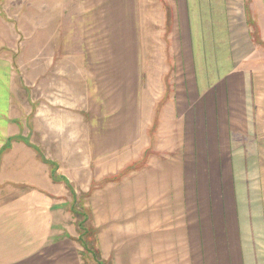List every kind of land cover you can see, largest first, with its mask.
<instances>
[{
	"label": "rangeland",
	"instance_id": "1",
	"mask_svg": "<svg viewBox=\"0 0 264 264\" xmlns=\"http://www.w3.org/2000/svg\"><path fill=\"white\" fill-rule=\"evenodd\" d=\"M100 1L0 0V32L1 23L9 22L20 41L5 45L9 48L0 50V56L9 61L14 56V65H22L25 76H34L45 58L52 60L49 45H65L70 33L78 37L74 32L81 27L79 20L89 28L69 54H79L83 45L90 54L109 48L103 45L94 14ZM66 11L71 14L69 25L63 21ZM261 49L260 65L252 67L260 75L264 74ZM70 59L67 75L77 72V58ZM99 63L105 77L110 60L106 57ZM28 67L31 70L25 73ZM233 73L241 72L237 68ZM85 83L78 96L67 98L68 122L55 131L57 138H47L42 131L36 140L42 151L36 153L23 147L20 154L16 147L10 161L3 163L4 170L6 164L14 171L13 177L0 175L1 186L27 179L17 174L19 153L20 159L29 160L22 159L24 170L19 173L36 171L35 184L43 179L49 183L51 172L54 176L51 241L38 251L43 264H264V114L246 107L237 139L231 134L233 123L229 125L230 145H190L185 155L186 147L179 144L181 130L174 125L172 130L143 129L132 145L112 146L110 153L104 147L105 155L98 153L93 160L87 108L98 95L100 102L102 96L108 97L112 83L95 95L86 76ZM81 107L82 124L75 114ZM253 115L261 122L248 120ZM94 148L98 152L99 147Z\"/></svg>",
	"mask_w": 264,
	"mask_h": 264
},
{
	"label": "crops",
	"instance_id": "2",
	"mask_svg": "<svg viewBox=\"0 0 264 264\" xmlns=\"http://www.w3.org/2000/svg\"><path fill=\"white\" fill-rule=\"evenodd\" d=\"M69 11L63 16L68 25ZM94 14L103 45H110L107 49L90 54L83 45L79 54L68 53L89 28L83 17L85 25L78 19L81 27L74 32L79 38L70 33L65 45L51 42L47 52L52 60L45 58L34 76H25L22 65H14V56L11 61L0 56V175L13 177L14 171L6 164L4 170L3 163L10 161L16 147L20 154L23 147L36 153L42 151L36 141L42 131L47 138H57L55 131L68 122L67 98L78 96L85 76L94 95L112 83L108 97L100 102L98 95L87 108L93 160L98 153L105 155L104 147L110 153L112 146L132 145L143 129L172 130L174 125L181 130L179 144L186 147L185 155L190 145H230L229 125L233 123L231 134L237 139L246 107L264 114V74L253 70L264 49V0H101ZM8 25L1 23L3 52L9 48L5 45L20 43L16 28ZM72 56L78 60L77 72L67 75ZM106 57L110 68L103 77L99 62ZM237 68L241 73L235 75ZM83 110L75 113L81 124ZM248 120L261 122L254 115ZM16 155L18 177L27 179L0 185V264H43L38 251L51 241L54 176L51 172L49 183L43 179L35 184L34 161L31 173H19L24 170L22 159L29 160Z\"/></svg>",
	"mask_w": 264,
	"mask_h": 264
}]
</instances>
